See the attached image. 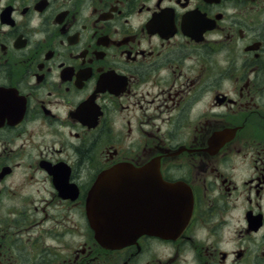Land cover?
Segmentation results:
<instances>
[{
	"label": "flooded vegetation",
	"instance_id": "flooded-vegetation-1",
	"mask_svg": "<svg viewBox=\"0 0 264 264\" xmlns=\"http://www.w3.org/2000/svg\"><path fill=\"white\" fill-rule=\"evenodd\" d=\"M118 164L150 227L187 196L177 235L95 242ZM0 264H264V0H0Z\"/></svg>",
	"mask_w": 264,
	"mask_h": 264
},
{
	"label": "water",
	"instance_id": "water-1",
	"mask_svg": "<svg viewBox=\"0 0 264 264\" xmlns=\"http://www.w3.org/2000/svg\"><path fill=\"white\" fill-rule=\"evenodd\" d=\"M107 175L109 174L105 172V177L102 175L98 178L93 193L104 186V181L108 182L106 179ZM111 181H114V179ZM91 221L94 229V238L104 248H115L124 243L132 242L134 237L139 234L137 229H127L120 221H115V223H112V227L108 228L111 223L105 222L104 215L93 213Z\"/></svg>",
	"mask_w": 264,
	"mask_h": 264
}]
</instances>
